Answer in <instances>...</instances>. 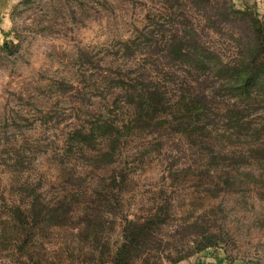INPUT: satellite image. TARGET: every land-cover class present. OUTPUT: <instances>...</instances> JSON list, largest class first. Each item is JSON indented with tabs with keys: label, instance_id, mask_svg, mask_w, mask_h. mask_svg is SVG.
<instances>
[{
	"label": "rangeland",
	"instance_id": "1",
	"mask_svg": "<svg viewBox=\"0 0 264 264\" xmlns=\"http://www.w3.org/2000/svg\"><path fill=\"white\" fill-rule=\"evenodd\" d=\"M231 3L264 22V0ZM6 7L0 264H113L125 239L122 264H264V161L250 157L251 139H218L220 151L245 158L211 165L184 137L133 129L126 109L107 114L96 87L106 71L128 68L119 42L148 18L169 17L162 0H6ZM183 9L202 45L223 63L236 60L239 26ZM250 119L262 126L264 110ZM94 122H112V137L87 140ZM103 154H112L110 164ZM17 211L23 225L12 221ZM207 239L213 245L199 250Z\"/></svg>",
	"mask_w": 264,
	"mask_h": 264
},
{
	"label": "trees",
	"instance_id": "2",
	"mask_svg": "<svg viewBox=\"0 0 264 264\" xmlns=\"http://www.w3.org/2000/svg\"><path fill=\"white\" fill-rule=\"evenodd\" d=\"M162 1L170 10L169 17L148 18L132 39L118 43V54L131 65L100 75L96 87L107 100V114L126 109L133 129L148 134L164 130L184 137L209 157L211 165L244 160L241 153L236 154L241 151L223 152L216 145L218 139L232 144L243 137L251 139L244 143L250 157L264 161V124L256 128L250 119L253 111L264 110V22L249 8L235 9L231 0ZM187 4L203 11L213 24L227 22L240 27L235 61L223 63L202 45L183 14ZM101 123H90L92 132L85 136L87 140L94 135L112 137V122ZM107 157L101 156L103 164L112 162V154ZM24 219L19 211L12 215L17 225H23ZM207 240L199 250L213 245V239ZM128 244L125 239L113 264H122L119 258L129 249Z\"/></svg>",
	"mask_w": 264,
	"mask_h": 264
},
{
	"label": "crops",
	"instance_id": "3",
	"mask_svg": "<svg viewBox=\"0 0 264 264\" xmlns=\"http://www.w3.org/2000/svg\"><path fill=\"white\" fill-rule=\"evenodd\" d=\"M6 9V0H0V25L5 21L3 15Z\"/></svg>",
	"mask_w": 264,
	"mask_h": 264
}]
</instances>
